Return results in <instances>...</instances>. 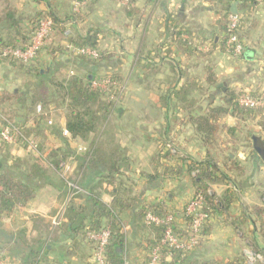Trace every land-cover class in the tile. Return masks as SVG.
I'll return each instance as SVG.
<instances>
[{
	"label": "crops",
	"instance_id": "obj_1",
	"mask_svg": "<svg viewBox=\"0 0 264 264\" xmlns=\"http://www.w3.org/2000/svg\"><path fill=\"white\" fill-rule=\"evenodd\" d=\"M76 1L0 0V15L10 6L15 10L17 26L30 30L36 16L53 13L61 25H57L54 42L61 47L88 34L97 38L98 46L106 50L108 57L99 60L96 72L101 76L117 75L126 86L108 129L126 156L123 172L128 177H118L132 186V194L138 199L137 210L145 203H165L176 214V225L183 227V210L195 194L193 178L197 174L190 172L187 164L208 156L196 132L195 118L222 105L226 88L264 92V0L248 5L240 0H91L81 17L69 19ZM234 3L242 17L244 52L239 57L231 56L223 47L228 17L225 9ZM6 29L15 30V25L11 21L0 23V30ZM206 42V50L196 48ZM61 47L56 55L44 52L32 66H51L65 76L89 71L90 65ZM208 67L213 72L211 83L205 77ZM1 70L0 85L17 82L9 72L4 74ZM31 84H25L22 90ZM45 112L46 138L60 154L58 169L67 176L53 171L49 172L50 182L36 181L34 197L17 206L13 216L5 221V230L10 234H3L0 246L3 241L7 246L15 245L18 236L29 241L49 236L51 260L92 264L93 246L87 237H68L55 229L52 235L38 223L48 219L51 224L56 216L64 220L66 207L78 194H93L110 205L115 188L91 172L84 176L87 187L80 186L76 158L89 142L64 134L65 110L51 108ZM48 119L53 123H48ZM218 121L229 127L238 124L229 111ZM243 129L249 136L239 143L234 144L226 131L219 134L215 143L214 155L221 168L217 176L226 174L229 180L210 184L209 193L219 207L212 211L200 244L189 252V259L214 264H264V159L254 149L252 140L253 136L264 139V127L256 119ZM34 139L38 143L39 138ZM12 145L24 150L19 144ZM232 161L240 163L244 170L230 168ZM63 164L70 169H61ZM182 165L184 173L178 177L156 176L167 167ZM89 176L92 180L87 182ZM69 183L82 191L73 192ZM87 202L81 197L74 200L78 207L88 206ZM254 207L262 209V214L255 212ZM85 215L89 218L90 211ZM132 215L130 210L123 216L128 225V259L132 264H145L149 249L142 239L148 234L137 229Z\"/></svg>",
	"mask_w": 264,
	"mask_h": 264
},
{
	"label": "trees",
	"instance_id": "obj_2",
	"mask_svg": "<svg viewBox=\"0 0 264 264\" xmlns=\"http://www.w3.org/2000/svg\"><path fill=\"white\" fill-rule=\"evenodd\" d=\"M240 1L244 5H248L257 0ZM225 10L228 14L231 13L230 5ZM81 16L82 12L72 13L69 19L77 20ZM39 17H50L55 21L56 26L60 24L53 13L36 16L37 19ZM15 20V10L10 6L5 7L0 15V23L11 21L15 25V30L8 31L7 38L0 36V46L16 47L30 38L32 29L24 30L22 26H17ZM225 38L226 36L224 37V41ZM224 41L223 47L225 44ZM70 43L98 48L100 58L97 60L79 56L80 61L90 65L89 71L84 74H72L58 79L51 77V74H54L55 71L58 72L55 69L52 70L53 68L51 66H27L13 58H6L3 62L18 65L19 68L25 69L28 75H33L37 79L33 84L28 85L25 90L13 89L10 91L6 89L3 90V94L0 96V107L8 101L15 102V106H10L7 110L1 108L16 126L27 136L34 138L44 135L42 128L47 119L45 111L51 109L49 107L51 104L56 105L54 110L65 108V127L71 137L81 138L89 142L83 153L76 158L78 161L77 175H80L77 182L82 184L80 185L81 187L86 188L87 183L84 181V176L87 172H91L94 176L99 175L105 178L107 183L115 188L113 193L114 199L110 205L104 204L98 198H95L93 194L88 196L78 194L74 196L64 211V220L58 226L57 231H60L61 234L68 237L79 234L86 238L87 230L97 231L103 226L110 227L112 237L106 250L107 259L110 264H122L126 260H130L128 259L127 236L121 226V222H123L124 214L131 210L137 229L143 234H148L142 239L144 247H148L150 251L157 246H161L162 256L160 264H214L189 259V252L186 253L161 243L166 226L148 223L146 213L151 211L161 217L173 213L176 217V214L165 203H145L139 207V210L136 209L138 199L132 194V186L129 184V181L124 180L120 176V178L118 177V175L123 174H126L128 177L127 173L123 172V168L126 166V156L123 155L122 148L118 146L111 132L108 131L113 119V111L118 106V102L122 100L126 86L119 76L105 74L102 77L115 79L119 83L120 90H114L113 95H110L94 88L92 82L96 78L101 77L96 72V68L100 59L108 57L106 50L100 48L97 38L90 34L85 37H80L78 40L72 39ZM60 47L57 45L52 46L48 50V53L56 55L61 52L58 50ZM62 47L61 49L66 52L65 48ZM205 77L206 81L213 82V72L210 67L207 68ZM243 94L245 92L241 89L226 88L223 91V104L214 109H209L205 115L196 117L194 121L196 124V132L201 136L207 148L208 156L201 161L191 160L187 164V168L190 172L194 171L197 173L196 177L193 178L195 187L194 196L198 194L203 195L211 211L219 207V203L209 193L210 184L228 179L226 174H223L221 178L217 176L221 168L214 155V150L215 143L220 136L219 134L226 131L233 138V143L236 144L249 136H247L243 127L250 121L258 119V123L264 127V109L242 106L239 103V97ZM249 94L255 97L264 96V92L257 91H250ZM39 103L44 106L45 111L43 115L36 112V106ZM227 111L232 112V115L238 119L236 126L229 127L219 123V117ZM38 145L39 149L43 151L39 140ZM61 160L58 155L54 158L52 157V159L50 158L53 166L49 165V168L41 167L38 163L32 162L29 164L28 170L23 172H17L12 167H5V161L0 160V238H3V234L6 233L9 237L10 233L5 230V221L13 216L17 206L30 201L34 197L36 181L42 179L43 181L50 182L49 172L51 171L49 169L54 170L53 167L58 168ZM231 164L232 167L230 168H234L237 171L244 170V167L240 163L232 161ZM183 168V165L167 167L162 173L156 174V176L178 177L184 173ZM90 176L87 182L92 180ZM151 177L154 179V176ZM78 197L88 200V206L78 207V205H75L74 200ZM87 211H90L89 218L85 215ZM254 211L262 214V209L259 207H254ZM182 217L188 220V223L191 221L190 217L185 216L184 211ZM86 218L89 219L87 224L84 223ZM183 229L182 226L179 227L175 223V230L178 233H182L184 231ZM202 235L203 233L201 237ZM19 237L15 238V245L12 246H7L8 243L3 241L4 245L0 246V264H69L49 258L48 246L51 242L48 240L49 236H41L35 239V241H29L26 238L23 239V236L21 238Z\"/></svg>",
	"mask_w": 264,
	"mask_h": 264
},
{
	"label": "built area",
	"instance_id": "obj_3",
	"mask_svg": "<svg viewBox=\"0 0 264 264\" xmlns=\"http://www.w3.org/2000/svg\"><path fill=\"white\" fill-rule=\"evenodd\" d=\"M91 0H77L73 6V13H81L82 10L87 6ZM242 29V17L238 13H229L227 17V33L224 41L225 52L233 57H239L244 52V43L241 39ZM58 34L57 26L55 21L50 17H39L32 28L30 38L23 44L12 47V46H1L0 47V64L6 58H13L18 60L20 63L32 66L35 64L41 54L50 50L52 46H55L54 42ZM55 37V38H54ZM66 52L75 56H85L90 59L97 60L100 58V52L98 48L90 46H81L74 43L65 42L63 44ZM209 43H203L196 46L198 50H206ZM72 73V72H71ZM92 85L94 88L101 90L105 94L113 95L114 90H120L119 83L110 77L96 78ZM239 103L244 107L250 108H261L264 109V96H253L249 92L239 97ZM36 112L38 114H44V107L42 104L36 106ZM48 123H53L51 119H48ZM65 135H69L68 130H63ZM0 141L7 144H15L24 146L25 149L34 153L40 158H44L43 152L39 149L37 141L27 136L18 126H16L0 107ZM42 158V159H43ZM68 171L69 165L63 164L61 169ZM70 188L73 192L79 193L82 190L75 184L69 183ZM184 214L186 217H190L191 221L185 220L183 226V232L178 233L175 230L176 217L173 213L161 217L149 211L146 213V220L148 223L155 225H165L164 236L161 243L169 245L178 250L184 252H191L199 244L201 240V234L203 233L204 227L209 222L212 211L208 208L203 195L198 194L193 196L184 207ZM62 219L60 216L52 218L54 225H60ZM121 226L124 231L128 229V225L121 222ZM87 239L93 246L92 264H110L107 259V246L110 243L112 237V231L110 227L103 226L99 230H87ZM161 246H157L151 249L145 260V264H160L161 260ZM122 264H132L126 260Z\"/></svg>",
	"mask_w": 264,
	"mask_h": 264
},
{
	"label": "rangeland",
	"instance_id": "obj_4",
	"mask_svg": "<svg viewBox=\"0 0 264 264\" xmlns=\"http://www.w3.org/2000/svg\"><path fill=\"white\" fill-rule=\"evenodd\" d=\"M8 31H12V30H0V36L2 38H7L8 34H9ZM8 64H10V63H8ZM8 64H6V63L0 64V68L2 69L1 72H3L4 74L9 72V74L17 82H14V83L10 82L9 84L0 85V87H1L0 96L3 94V90L7 89V90L11 91L13 89H20V88L22 89L25 86V84L26 85L28 83L31 84V82H35L37 79L33 75H28V73H26V70L19 68L18 65L10 64V65H12V67H11ZM52 70H54V69H52ZM64 74L65 73H63V72H56L55 71L54 74H51V77H56L58 79H61V78L65 77ZM12 102L13 101H8L5 104L1 105V107L7 110L10 106L11 107L15 106V102H13V103ZM49 107L54 109L56 107V105L51 104ZM62 110H65V108H62ZM45 125L46 124L44 123L43 128H42V132L44 135H42V136L40 135L38 137L39 142L43 148L42 152L44 154V158L42 157L43 159H38V157L34 153L25 149L24 146H21L24 150L19 151L20 149L18 147H15L12 144H7V143L0 141V160H3V162L4 161L7 162V163L4 162L5 167H12V169L17 171V172H20V171L23 172V171L28 170V166L32 162H36L40 166H42V165L53 166V163L50 162V158L52 159V157L54 158L57 155L60 156V154H57L55 152V149L52 148L50 141L46 138L47 136L45 135V132H46V126ZM86 148H84L83 150H85ZM27 160H28V163H27ZM39 161H40V163H39ZM53 168H54V170H52V171L50 170L51 172L57 171L62 176H67V175L63 174V172L60 169L55 168V167H53ZM50 221H51V224H49L48 219L45 222L43 220H40L38 224L41 227H43L45 229V231L54 233L56 230H58L57 228L59 225H54L52 223V219ZM54 229H55V231H54ZM3 245H4V243H3Z\"/></svg>",
	"mask_w": 264,
	"mask_h": 264
},
{
	"label": "water",
	"instance_id": "obj_5",
	"mask_svg": "<svg viewBox=\"0 0 264 264\" xmlns=\"http://www.w3.org/2000/svg\"><path fill=\"white\" fill-rule=\"evenodd\" d=\"M231 12L237 13V4L234 3L231 5ZM253 147L257 153L264 159V139L259 136H253Z\"/></svg>",
	"mask_w": 264,
	"mask_h": 264
}]
</instances>
